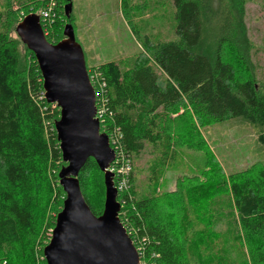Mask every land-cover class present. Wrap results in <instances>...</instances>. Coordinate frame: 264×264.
Listing matches in <instances>:
<instances>
[{
    "label": "trees",
    "instance_id": "obj_1",
    "mask_svg": "<svg viewBox=\"0 0 264 264\" xmlns=\"http://www.w3.org/2000/svg\"><path fill=\"white\" fill-rule=\"evenodd\" d=\"M12 1L0 11V25L9 13L18 17L16 27L25 16L37 14L48 42L58 44L64 39L67 0ZM172 1L176 39L147 45V53L140 54L127 70L110 61L89 72L90 77H98L94 89L100 132L115 141L117 155L131 164L128 186L118 192L122 205L119 218L139 252L140 264H250L245 241L251 264H264V166L257 180L242 178L231 184V210H235L238 219L234 223L239 225L235 241L240 248L236 255L228 253L222 263L213 262L199 249L201 237L188 238L183 233L177 213L159 206L158 184L164 172L176 168L178 162V137L170 124L182 109L191 108L200 121L251 126L264 154V83L237 77L224 52L226 45L235 48L239 63L245 62L247 0ZM19 44L27 52L24 67ZM59 118V107L44 97L34 53L19 37L16 42L0 31V257L12 264L17 261L11 259L13 248L22 243L29 255L24 264H47L43 250L65 200L58 177L66 165L55 130ZM147 154V174L141 185L135 177L134 160ZM94 172L102 177L105 189L104 174L92 158L81 170L79 182L92 212L100 216L105 198L94 205L86 188ZM118 181L115 174V186ZM43 182L50 198L55 193L49 207L55 214L41 230L34 220L32 192ZM189 196L191 212L198 216L203 192L191 188Z\"/></svg>",
    "mask_w": 264,
    "mask_h": 264
},
{
    "label": "rangeland",
    "instance_id": "obj_2",
    "mask_svg": "<svg viewBox=\"0 0 264 264\" xmlns=\"http://www.w3.org/2000/svg\"><path fill=\"white\" fill-rule=\"evenodd\" d=\"M9 1L12 0H0V11ZM72 3L69 19L64 10L63 23L73 25L76 40L85 54L88 73L110 61L127 70L140 54L147 53V45L176 39V10L172 0H72ZM17 8L14 6L13 10ZM17 19L9 13L0 25V31L7 32L16 42ZM243 22L248 42L245 62L239 63L236 49L227 45L225 56L237 77L253 78L260 85L264 83V0L246 1ZM20 45L24 67L27 52ZM170 129L178 137V162L176 168L164 172L158 184L159 206L177 213L176 217L184 226L183 233L188 238L201 237L199 249H204L202 252L213 262L222 263L228 253L236 255L240 248L235 241L239 225L234 223L238 219L235 210H231V184L242 178L257 180L258 171L264 166V154L256 143L257 133L251 126L237 122L200 121L191 108L174 115ZM148 160V154L134 160L135 177L141 185L145 184ZM37 186L32 192V208L35 223L43 230L48 217L55 214L49 208L55 193L50 198L44 182L40 188ZM197 187L204 196L199 200L200 213L195 216L191 212L189 191ZM86 188L94 205L105 198L102 177L98 173L90 174ZM243 246L251 264L249 245L245 241ZM24 247L22 243L13 248L11 259L17 260L14 264H24L29 258ZM37 247V250L41 248ZM38 260L41 262L42 258ZM0 264L12 262L0 257Z\"/></svg>",
    "mask_w": 264,
    "mask_h": 264
},
{
    "label": "water",
    "instance_id": "obj_3",
    "mask_svg": "<svg viewBox=\"0 0 264 264\" xmlns=\"http://www.w3.org/2000/svg\"><path fill=\"white\" fill-rule=\"evenodd\" d=\"M67 1L65 14L69 18L73 3ZM15 32L36 57L46 101L60 109L55 130L66 164L58 174L65 200L43 250L46 263L140 264L139 252L119 218L122 205L109 170L116 153L109 136L100 132L96 93L74 27L66 25L64 39L51 44L40 16L29 14ZM91 158L104 174L105 202L100 216L92 212L79 182V174Z\"/></svg>",
    "mask_w": 264,
    "mask_h": 264
},
{
    "label": "built area",
    "instance_id": "obj_4",
    "mask_svg": "<svg viewBox=\"0 0 264 264\" xmlns=\"http://www.w3.org/2000/svg\"><path fill=\"white\" fill-rule=\"evenodd\" d=\"M45 14L46 13H44V15ZM97 78L98 77L95 74L90 77V80H91V83H92L93 87L97 86V83H98L97 82L98 81ZM98 113H99V111H98V108H97V118L99 119ZM110 143L113 145L112 148L114 149V151L116 153L117 149L115 148V141L114 140L113 141L110 140ZM109 170L114 174V176L116 174L119 177V181H118L117 186H116L118 192L124 190L125 188H127L128 179L126 177L128 176L129 171L131 170L130 162L127 159L126 160L124 158L122 159V157L118 156L117 153H116L115 161L111 164Z\"/></svg>",
    "mask_w": 264,
    "mask_h": 264
}]
</instances>
